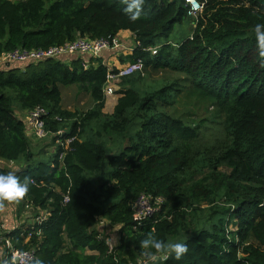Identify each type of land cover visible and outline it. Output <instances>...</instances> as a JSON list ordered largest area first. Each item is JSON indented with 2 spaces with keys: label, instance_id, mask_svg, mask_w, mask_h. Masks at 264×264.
Here are the masks:
<instances>
[{
  "label": "trees",
  "instance_id": "trees-1",
  "mask_svg": "<svg viewBox=\"0 0 264 264\" xmlns=\"http://www.w3.org/2000/svg\"><path fill=\"white\" fill-rule=\"evenodd\" d=\"M201 1L192 18L185 0H145L133 22L122 0H0V56L79 34L112 41L129 30L140 44L123 63L142 59L145 71L176 72L185 83L158 88L146 74L125 77L108 114L103 89L116 68L102 58L72 55L0 70V160L21 164L0 165V173L30 181L22 199L43 218L6 236L15 248L35 251L32 264H146L139 241L149 233L188 246L180 261L157 257L155 264H264V63L254 33L264 23V0ZM185 21L190 34L176 36ZM62 85H76L93 106L64 108ZM183 87L221 115L222 128L207 139L214 141L202 143V120L168 110ZM15 102L21 111L43 106L46 129L74 138L68 148L33 151ZM142 193L164 202L138 224L132 204ZM100 220L118 227L115 246L96 229Z\"/></svg>",
  "mask_w": 264,
  "mask_h": 264
},
{
  "label": "built area",
  "instance_id": "built-area-1",
  "mask_svg": "<svg viewBox=\"0 0 264 264\" xmlns=\"http://www.w3.org/2000/svg\"><path fill=\"white\" fill-rule=\"evenodd\" d=\"M188 6V14L192 18H197L199 13L202 12L204 3L201 0H185ZM135 40V35H134ZM136 41V40H135ZM136 46L139 42H135ZM120 45L119 40L115 37L112 41L107 38H95L91 39L88 37H83L80 34L70 42L64 44L53 45L49 47H39V48H16L4 52L0 56V70H7L16 64H28V63H38L46 59L51 58H61L62 56H72V55H87L90 57H99V55L104 50H109ZM84 66H88V62L84 63ZM145 65L142 59H137L135 61H130L116 68V71H110L107 76V82L104 86L105 97L115 94V88L110 86L112 82H117L125 77L131 76L135 73L144 74ZM48 111L43 106H36L32 110L28 111L25 121L27 123V133L32 140L44 139L57 136L55 140V146L62 145L64 148H68L69 142L74 138H66L62 140L64 130H59L57 132H51L46 129V117ZM61 121V117L55 118ZM64 153L60 154V159H62ZM68 196H65L64 201H68ZM164 198L162 196H153L151 194L142 193L132 204L133 218L138 223L141 224L145 219L153 216V214L160 208L163 204ZM26 207L34 208L32 204L28 203ZM37 222H41L43 218L37 217L35 219ZM104 220H100L97 225H103ZM3 242L7 249V258L12 262V258L16 257L14 264H32L36 259V253L34 250H20L15 248L12 241L7 236H3ZM111 246V245H110ZM112 247V246H111ZM165 259L166 257H161Z\"/></svg>",
  "mask_w": 264,
  "mask_h": 264
},
{
  "label": "rangeland",
  "instance_id": "rangeland-1",
  "mask_svg": "<svg viewBox=\"0 0 264 264\" xmlns=\"http://www.w3.org/2000/svg\"><path fill=\"white\" fill-rule=\"evenodd\" d=\"M176 29L178 30L176 36L181 33L184 37L186 35H189L191 32V26L188 21H185ZM163 41V38H157L155 42L161 44ZM153 52L157 51L154 50ZM144 74H146L147 76V82L153 87L155 86L161 88L162 86L174 81H178L179 85L185 84L182 82V80L178 79L180 75L172 71H153L148 69L144 71ZM121 82L122 80L109 84L110 86H113L115 88V94L116 91H119L123 88ZM184 89L185 88L183 87L180 92L177 91L173 98L174 103L172 106L168 105V110H171V112H174L177 116H182L186 121H188L189 119H194L197 121L202 120L203 127L201 130L204 131V139L202 140V143L214 141L207 139H213L214 137L210 134H218V129L222 128L221 115L216 113L215 109H213L212 106L206 108V102H196L194 98H188L185 94ZM61 92L63 96L62 106L70 111L84 112L93 106V100L91 99V97L84 91L81 92L79 88L76 87V85H62ZM114 107L115 106L113 104H107L103 111L108 114L113 113ZM14 109L16 110L15 113L19 118H22L24 116L20 112L17 102L14 103ZM50 142L51 138L49 137L40 140L35 139L32 141V150L38 151L39 149L46 148L45 150L47 151V153L48 151L51 152L52 149L49 145ZM41 158L43 157L41 156ZM40 159L35 158L32 164L36 163ZM0 165L11 170H15L21 167V164L8 162L5 160H0ZM27 204L28 203L24 202L23 199L15 202L0 201V264H4L6 260L9 261V259L7 258L6 245L3 242V236H6V233L13 230L14 228L21 227L23 224L34 222L36 217L40 215L39 209L37 210L30 207L28 208L26 207ZM98 226L103 227V232H101V235L103 234L102 237L107 241L108 244H110L111 246H115L116 244H118L119 232L117 226H111L110 224H107V221L103 225H97L96 227ZM174 240H172V242ZM9 264H12V262L9 261Z\"/></svg>",
  "mask_w": 264,
  "mask_h": 264
},
{
  "label": "clouds",
  "instance_id": "clouds-1",
  "mask_svg": "<svg viewBox=\"0 0 264 264\" xmlns=\"http://www.w3.org/2000/svg\"><path fill=\"white\" fill-rule=\"evenodd\" d=\"M126 5L125 14L131 21H136L143 10L145 0H122ZM256 49L258 57L264 63V23L254 26ZM30 181L25 178L23 181L16 175L15 171L0 173V201L15 202L21 200L29 192ZM139 247L146 257V264H155L157 257H171L180 261L188 252V246L184 242H166L159 239L154 233H149L139 241ZM16 257L12 258L13 264ZM4 264H9L5 261Z\"/></svg>",
  "mask_w": 264,
  "mask_h": 264
},
{
  "label": "crops",
  "instance_id": "crops-1",
  "mask_svg": "<svg viewBox=\"0 0 264 264\" xmlns=\"http://www.w3.org/2000/svg\"><path fill=\"white\" fill-rule=\"evenodd\" d=\"M116 37L119 40L120 45L112 49H109V50H104L98 57V58H102L103 63L106 64L109 68H113V67L117 68L125 63L130 62V59H127V61L123 63L121 61V58H124V57L128 58V56H130L133 53L136 47V43L134 40V34L131 31L122 30L118 33ZM67 58H69L67 55L61 57V59H67ZM14 66H18V65H14ZM118 92L119 91H116V94L106 97L105 106H107V104H111V105L113 104L114 106L117 104L118 98L120 96ZM62 104H63V101H62ZM20 112L24 115L21 119L25 120V118L27 117L28 111L20 110ZM30 223H33V222H30ZM101 227L102 226L96 227V229L100 233L103 232V227L102 228Z\"/></svg>",
  "mask_w": 264,
  "mask_h": 264
}]
</instances>
